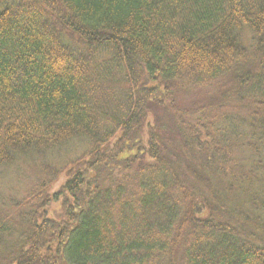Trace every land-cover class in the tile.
Returning a JSON list of instances; mask_svg holds the SVG:
<instances>
[{"label": "trees", "instance_id": "obj_1", "mask_svg": "<svg viewBox=\"0 0 264 264\" xmlns=\"http://www.w3.org/2000/svg\"><path fill=\"white\" fill-rule=\"evenodd\" d=\"M27 162L0 264H264V0H0V180Z\"/></svg>", "mask_w": 264, "mask_h": 264}, {"label": "rangeland", "instance_id": "obj_2", "mask_svg": "<svg viewBox=\"0 0 264 264\" xmlns=\"http://www.w3.org/2000/svg\"><path fill=\"white\" fill-rule=\"evenodd\" d=\"M59 158V161L64 157ZM241 157H245L248 160L251 159L248 152H241ZM52 164H55L51 160ZM34 163L27 162L20 167L8 169L4 177L0 180V189L5 196L15 197L17 199L23 197L33 185L35 177L39 174L38 168Z\"/></svg>", "mask_w": 264, "mask_h": 264}]
</instances>
